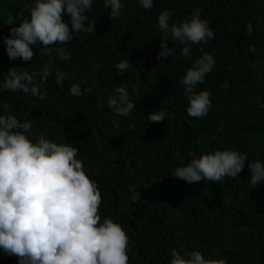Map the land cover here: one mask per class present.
Instances as JSON below:
<instances>
[{"label":"trees","instance_id":"trees-1","mask_svg":"<svg viewBox=\"0 0 264 264\" xmlns=\"http://www.w3.org/2000/svg\"><path fill=\"white\" fill-rule=\"evenodd\" d=\"M124 5L112 19L103 0H93L87 14L95 30L75 35L67 62L54 54L40 56L34 47L37 55L25 63L8 58L3 38L29 18L33 0H0V82L14 66L39 70L50 59L54 70L67 73L63 86L49 77L41 88L43 101L0 89V113L31 121L34 140L44 134L78 148L86 173L101 190L102 218L114 219L128 234V264H169L172 249L199 250L225 264H264V184L248 181V161H264V0H154L150 10L137 0ZM194 9L209 21L214 38L194 45L191 58L169 39L175 53L161 63L156 58L160 40L168 37L158 28L159 14L171 10L170 23H180ZM204 53L216 61L199 85L211 93L212 107L207 116L193 118L179 81ZM124 59L129 69L121 76L115 64ZM73 82H86L82 92L90 86L93 91L70 95ZM120 84L136 104L127 117L107 107V97ZM154 110L171 118L147 124ZM225 149L248 158L238 177L189 184L172 176L190 153ZM133 191L140 193L136 201ZM0 264L19 260L0 249Z\"/></svg>","mask_w":264,"mask_h":264},{"label":"clouds","instance_id":"clouds-1","mask_svg":"<svg viewBox=\"0 0 264 264\" xmlns=\"http://www.w3.org/2000/svg\"><path fill=\"white\" fill-rule=\"evenodd\" d=\"M29 18L9 30L3 38L6 54L11 61H33L40 56L67 62L71 59L69 43L75 35L91 34L95 22L88 12L93 0H33ZM144 10L154 6V0H137ZM115 19L124 11V0H103ZM171 10L162 11L157 19L159 30L168 39L160 40L157 60L161 63L175 53L168 40L182 46L181 55L191 58L194 45L214 38L209 21L194 9L190 17L180 23H170ZM65 17H68L66 20ZM216 61L212 54L196 58L180 78L183 95L187 98V114L193 118L207 116L211 107V93L199 89ZM97 68L100 65H96ZM123 76L129 60L115 64ZM54 76V83L63 86L67 73L54 70L50 59L39 70L12 67L0 82V89L21 92L43 101L41 88ZM39 78V84L35 83ZM73 82L70 95L87 96L93 87L81 91V84ZM199 89V90H198ZM136 91L135 87L132 89ZM100 107V105H98ZM107 107L119 117H127L136 107L124 84L113 89L107 97ZM171 118L162 110L150 111L147 124ZM114 120L113 124L118 125ZM33 125L6 110L0 113V249L15 256L19 264H128L129 237L122 225L112 218H102V193L96 182L86 173L78 158V148L71 143L55 142L40 134L32 138ZM222 130V126H221ZM189 162L175 169L172 176L192 184L202 180L221 182L236 178L245 168L248 158L233 149L215 150L200 156L191 153ZM248 181L253 186L264 184V161H248ZM140 193L133 191L136 201ZM169 264H225L223 259L206 258L201 251L181 253L172 249Z\"/></svg>","mask_w":264,"mask_h":264}]
</instances>
